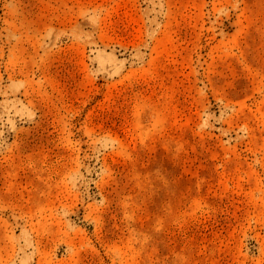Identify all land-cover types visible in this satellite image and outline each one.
Returning a JSON list of instances; mask_svg holds the SVG:
<instances>
[{"label":"rangeland","instance_id":"1","mask_svg":"<svg viewBox=\"0 0 264 264\" xmlns=\"http://www.w3.org/2000/svg\"><path fill=\"white\" fill-rule=\"evenodd\" d=\"M0 264H264V0H0Z\"/></svg>","mask_w":264,"mask_h":264}]
</instances>
